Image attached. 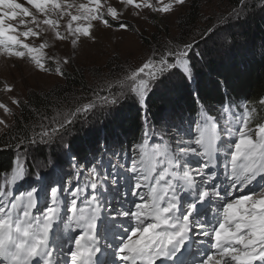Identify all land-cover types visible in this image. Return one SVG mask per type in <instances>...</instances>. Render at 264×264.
I'll return each mask as SVG.
<instances>
[{"label":"snow or ice","instance_id":"1","mask_svg":"<svg viewBox=\"0 0 264 264\" xmlns=\"http://www.w3.org/2000/svg\"><path fill=\"white\" fill-rule=\"evenodd\" d=\"M186 3L0 0V57L6 64L11 61L9 70L26 65L29 71L66 79L65 66L85 41L96 44L100 32L135 30L132 20L178 17ZM238 3L247 7L246 0ZM243 11L231 9L200 36L216 35L221 25L239 19ZM65 44L70 51L62 53L60 46ZM195 44V38L179 44L169 40L160 50L150 49L138 64L121 69L120 77L104 82L108 95L101 96L90 87L95 99L73 98L54 116L42 115L39 131L34 128L31 136L25 133L24 138H12L14 145L0 146V151L15 149L6 186L0 188V264H189L184 259L186 251L192 254L190 264H264V115L260 114L264 97L255 107L244 106L239 116L233 114L234 123L220 127L218 118L206 116L194 121L195 130L190 127L187 142L178 140L174 147L156 144L151 149L141 145L140 158L133 159L130 167L113 165L133 176L131 195L139 202L132 201L131 207H125L127 192L117 205L105 199V186L124 179L117 171L101 176L93 168L82 187L77 183L64 188L62 178L46 181L43 208L41 189L15 191V185L26 179V142L28 146L63 142L98 107L110 110L128 98L145 105L151 86L178 67L191 79L190 53ZM16 88L14 81H0V132L16 126L12 118L27 104ZM191 158L197 161L195 167ZM70 163L79 175L76 157H70ZM221 173L224 179L217 183ZM141 189L147 192L141 194ZM63 193L70 197L66 203ZM107 221H111L110 229L102 230L101 223ZM59 223L65 224V230L74 225L78 232L69 236L67 248L56 250L51 232Z\"/></svg>","mask_w":264,"mask_h":264},{"label":"trees","instance_id":"2","mask_svg":"<svg viewBox=\"0 0 264 264\" xmlns=\"http://www.w3.org/2000/svg\"><path fill=\"white\" fill-rule=\"evenodd\" d=\"M218 1L226 3L228 9H244L238 32L235 31L236 34L241 32L239 34L242 36L232 33L227 35L229 38L226 37L230 44H227V40L224 43L218 41L209 49H198L195 53H190L192 78L188 79L179 68V71L174 73V82L168 83V78L162 81H167L162 86L164 92L159 91L151 96V88L144 106L129 98L115 118L108 117L107 114L100 117L102 113L99 111H104V108L98 107L87 122L74 126L72 131L78 132V135L73 132L67 142L71 154L62 147L55 151L53 162L57 160L56 171L52 169L50 181L67 175L66 188L74 185L77 181V170L71 166L72 156L78 160L79 173L83 174L84 181L89 180V173L93 168L104 176L119 171L118 168L114 169L113 165H127L133 159L137 160L141 145L146 144L141 142L146 132L145 119L151 124L154 132L163 130L168 134V128L176 131L180 139L167 135L175 145L178 140H189V129L194 127V121L212 116L218 118L220 124L225 107L232 111V114L239 116L244 106L257 105L258 100L264 97V6L261 5V0H246V8L239 4L238 0ZM202 3L203 0H193L190 5L184 16L186 20H190L189 26H195L198 22ZM66 74L67 78L60 87L48 92L30 94L26 106L19 109L14 118L16 126L10 132L6 130L0 135V146L5 143L14 145L16 141L13 137L24 138L25 133L31 136L34 128L39 131L38 125L42 115L54 116L58 109L66 108L72 103L73 98H83L86 101L87 98L94 97L90 87L96 90L103 88L89 83L87 76L78 68ZM120 76L121 74L109 76L106 80L114 81ZM65 97L68 99L65 100ZM260 114L264 115V110ZM98 117L102 120L99 127L96 125L93 129L84 128L86 124L95 123V118ZM32 147L25 143L23 158L29 155ZM43 147L57 149L59 146L56 141ZM51 154L52 152H49L48 155ZM14 159V148L0 151V178L6 176Z\"/></svg>","mask_w":264,"mask_h":264},{"label":"rangeland","instance_id":"3","mask_svg":"<svg viewBox=\"0 0 264 264\" xmlns=\"http://www.w3.org/2000/svg\"><path fill=\"white\" fill-rule=\"evenodd\" d=\"M18 2L26 3V0H18ZM192 2L193 0H187L186 5L180 10V14L178 17L155 16L148 17L146 20L142 19L139 22H137L136 20H132L131 23L135 25V30H130L125 33H98L97 35L99 37V40L96 44L85 41L79 46L71 64L69 66H65L66 73L69 71H73L74 69L76 70L77 68L82 70L85 76H87L89 83L94 84L93 86H103L102 89L98 88L100 90L97 89V91L99 92V95L104 96L109 94L104 83L107 78H110L109 76L112 77L114 75H120L121 69L127 67L128 65L138 64L143 60L145 56L149 54L150 49L156 48L157 50H160L161 46L169 40H171L174 44H179L182 41H188L192 38H195L196 44L191 52L195 53L198 49H209L210 47H213L215 42L219 41L221 43H224L225 40H227L226 37L229 38V36L227 35H231L232 33H234V35H237L241 33L239 32L236 34L235 31L237 30L238 32V28L241 23V16H244V11L239 19H236L234 17L232 20L227 21L225 24L221 25L220 30L216 35H213L210 38L207 36L201 37L200 33L205 28L215 24L218 18L226 16L231 8L228 9L226 3H221L218 0H203V3L201 4L202 12H200V18L198 19V22L195 24V26H189L188 22L190 20H186L184 16L186 15ZM231 28L232 31L230 32ZM238 36L241 37L242 35L239 34ZM227 44H230V40H227ZM60 47L62 49V53L70 51L68 45L66 44L61 45ZM203 61H205V59H203ZM10 65L11 61H8L6 64L5 59L3 57H0V81L4 80L5 78H7V80L9 81H14L17 85L16 92L25 101L28 100V97L31 93L48 92L53 88L60 87L65 81L64 78L57 79L52 75L29 71L26 65H21L20 67L11 68L9 70ZM175 71H179V67L172 70L171 75L166 74L165 76L160 77V81L151 86V88L153 89L151 96H153L155 93H158L159 91L164 92V88H162V86L163 84L165 85L167 81L168 83L174 82ZM166 78H168V80L163 83L162 81ZM113 88L118 91V87L115 84L113 85ZM101 90H103L104 92H101ZM0 98H3L2 94H0ZM92 99H95V97H92ZM128 100L129 98L122 100L119 105L113 106V108L110 110L104 109V111H99V113H102L100 117H103L107 114L108 117L115 118L116 114H118V112L125 107ZM97 103L100 102L97 101ZM18 111L19 109L17 110V113ZM0 115H2V113H0ZM93 117H95V115ZM100 117L95 118V123L86 124L84 128L93 129V127L96 125L97 127H99L102 121L99 119ZM14 118L15 117H13L12 119L14 120ZM4 132H0V135ZM73 132L78 135V132L72 131L70 134L64 137L63 142L57 141V145L59 146L57 147V149L55 147L53 149H45L43 147L44 145L33 146L30 153L34 161L32 162L34 163L35 167H38L42 170L43 164L49 161V157H51L49 161L51 162L52 158L55 157V151L59 150L60 147L64 148L67 153H69L67 150V142L72 137L70 135ZM161 132H163V130ZM176 134V131H174L172 128H168L167 135L178 138ZM49 152H52V154L48 155ZM69 154H71V152ZM191 163L193 167L196 166L195 161ZM51 164L52 169L56 171L54 163L51 162ZM222 177L223 175L221 173L220 178ZM26 180L27 179L20 183H24ZM218 182L220 181H217V183ZM126 188L127 187H125L124 184L119 186L111 185L108 190L107 196L110 199L119 198L118 200H121L122 194L125 193ZM22 191L25 192V189H21L19 192ZM140 191L141 194H144L147 192V189ZM123 199L125 207H131L132 201L139 202L138 197L132 196L131 193L129 194V196L123 197ZM117 201L114 202L113 200L111 204L117 205ZM104 223L106 222L101 223V227ZM108 223L110 229L111 221H108ZM75 230L76 232L72 236L77 234L78 230ZM52 235L53 234H51V239ZM55 246L56 250H58L61 247L67 248L69 245L67 243L63 244L57 242Z\"/></svg>","mask_w":264,"mask_h":264},{"label":"bare ground","instance_id":"4","mask_svg":"<svg viewBox=\"0 0 264 264\" xmlns=\"http://www.w3.org/2000/svg\"><path fill=\"white\" fill-rule=\"evenodd\" d=\"M55 259V258H54Z\"/></svg>","mask_w":264,"mask_h":264}]
</instances>
